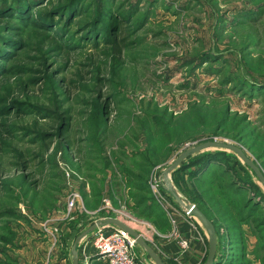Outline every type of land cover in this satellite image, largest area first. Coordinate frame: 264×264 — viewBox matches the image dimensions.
Segmentation results:
<instances>
[{"label": "rangeland", "instance_id": "rangeland-1", "mask_svg": "<svg viewBox=\"0 0 264 264\" xmlns=\"http://www.w3.org/2000/svg\"><path fill=\"white\" fill-rule=\"evenodd\" d=\"M216 139L264 173V0H0V264H73L106 216L167 264H190L186 217L204 263L209 234L162 173ZM169 180L213 220L214 264H264V186L237 153L201 150ZM161 232L189 246L174 258Z\"/></svg>", "mask_w": 264, "mask_h": 264}, {"label": "water", "instance_id": "water-1", "mask_svg": "<svg viewBox=\"0 0 264 264\" xmlns=\"http://www.w3.org/2000/svg\"><path fill=\"white\" fill-rule=\"evenodd\" d=\"M209 148H216V149L224 148L237 153L242 158V160L254 170L261 184H263L264 186V173L262 169L259 168L256 162L253 160V158L247 153H245L244 150L237 144L221 141L217 139L204 141L198 145L190 146L184 149V151H182L180 155L169 164V166L164 168L162 176L167 182L168 190H170L175 196V198L178 200V202H180L185 207L184 209L185 214H188L190 216H195L196 218H198L200 222L203 223V225L207 230V233L209 234V247H208L209 252L207 259L203 264H214L215 257L217 254V245H218V234L216 232V226L213 220L208 217V215L205 213L203 209H201L196 203L187 201V199L183 198L179 194L177 189L173 187L171 181L169 180V175L173 171H175L187 157L193 155L194 153L201 152V150H205ZM108 224H114L120 228L125 229L131 236H133L136 239L138 245H140L142 248L146 250V252H148V254L151 256L154 262H156V264H167L163 260L159 252L154 250L153 246L148 242L145 236H143L139 231L134 229L126 221L120 220L114 216H106V218H99L95 220L93 224H91L88 228H86L76 236L71 251L74 255L73 264H80L78 246L79 243L85 238V236H87L90 232L94 231L95 229L100 227H105Z\"/></svg>", "mask_w": 264, "mask_h": 264}, {"label": "built area", "instance_id": "built-area-1", "mask_svg": "<svg viewBox=\"0 0 264 264\" xmlns=\"http://www.w3.org/2000/svg\"><path fill=\"white\" fill-rule=\"evenodd\" d=\"M80 194L72 193L67 201L71 209L77 206ZM93 244L95 253L102 264H138L136 248L138 243L125 229L114 224L100 227L94 231ZM183 250L189 246V240L182 238L179 241ZM84 264H92L89 258Z\"/></svg>", "mask_w": 264, "mask_h": 264}, {"label": "crops", "instance_id": "crops-1", "mask_svg": "<svg viewBox=\"0 0 264 264\" xmlns=\"http://www.w3.org/2000/svg\"><path fill=\"white\" fill-rule=\"evenodd\" d=\"M179 219L181 223L180 230L182 232V235H185L186 238L188 237L192 240V247L186 254L188 258L187 261L190 264L203 263V258L205 257L206 250L204 249V242L201 235L199 234L198 230L195 231L194 228L191 227V223L188 218L182 216ZM161 233L162 234L158 233L159 236L156 238L159 242V245L162 247L163 252L167 251L170 256L172 255L175 258L176 256L173 251H177L180 248L178 241L173 238L167 239V237H164L167 233ZM84 239L79 243L78 246L80 264H84L86 258H89L92 264H102V262L98 259L97 254L95 253V247L93 244L94 237L92 241H85Z\"/></svg>", "mask_w": 264, "mask_h": 264}]
</instances>
